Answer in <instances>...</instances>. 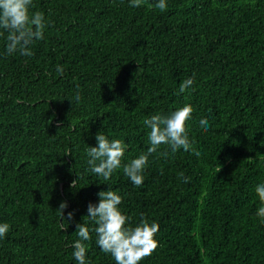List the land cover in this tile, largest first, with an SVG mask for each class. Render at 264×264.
I'll list each match as a JSON object with an SVG mask.
<instances>
[{"label":"trees","instance_id":"trees-1","mask_svg":"<svg viewBox=\"0 0 264 264\" xmlns=\"http://www.w3.org/2000/svg\"><path fill=\"white\" fill-rule=\"evenodd\" d=\"M157 2L32 0L46 27L31 56L8 54L0 29V223L10 226L0 264H78L71 244L83 222L86 264H116L84 221L109 188L126 226L142 215L159 225L140 264H264V0ZM185 105L199 156L161 145L140 187L122 167L109 180L88 170L98 133L124 143L127 164L150 147L144 120Z\"/></svg>","mask_w":264,"mask_h":264},{"label":"clouds","instance_id":"clouds-1","mask_svg":"<svg viewBox=\"0 0 264 264\" xmlns=\"http://www.w3.org/2000/svg\"><path fill=\"white\" fill-rule=\"evenodd\" d=\"M142 0H130L131 7H140ZM32 0H0V29L6 31L8 54L19 53L22 56H31L30 45L34 39H43V32L46 27V21L42 12L30 13L29 9ZM155 8L164 11L167 8L166 0H158ZM3 35V32H0ZM57 72L62 74L63 68L58 66ZM194 83L192 78H187L181 82L178 94L184 93ZM79 101L80 97L77 96ZM193 109L191 105H185L172 112L168 116L159 114L153 115L144 120V124L150 129L148 133V142L150 147L146 153H141L137 158L129 163L122 165V159L125 154V145L121 140H109L105 135L98 133L95 137L96 147L87 148V164L89 171L109 180L113 173L123 168V173L129 178L131 183L137 187L143 185V170L147 166L149 155L157 152L161 145H167L172 153L180 149L184 151L192 150L197 156L200 155L192 148V144L186 134V121L191 118ZM200 126L204 131L208 130V121L200 120ZM165 152L163 155H167ZM78 182L74 180L70 187L75 188ZM185 182H188L185 179ZM255 193L259 199L260 207L256 213L257 216L264 218V183L258 184ZM98 205H88V215L84 218L90 220L96 225L91 231H94L97 239L96 243L100 250L105 254H110L116 264H140L145 257L149 256L158 247V242L154 239L159 231V225L155 222L149 223L147 219L141 216L139 224L135 227L126 226L130 217L122 214L119 205L122 198L117 192L109 188L108 191H100L98 194ZM67 204L62 202L57 211L61 219L64 220V209ZM73 218V213L69 212L67 220ZM8 223H0V238H4L9 231ZM63 229V224H61ZM78 237L72 244L73 257L78 264H86V245L85 241L91 239L90 229L86 223L76 225Z\"/></svg>","mask_w":264,"mask_h":264}]
</instances>
